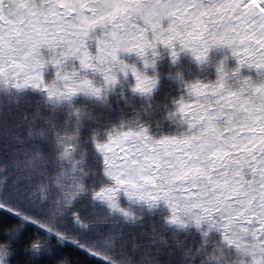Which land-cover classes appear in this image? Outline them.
I'll use <instances>...</instances> for the list:
<instances>
[{
	"label": "snow or ice",
	"instance_id": "6c2138e0",
	"mask_svg": "<svg viewBox=\"0 0 264 264\" xmlns=\"http://www.w3.org/2000/svg\"><path fill=\"white\" fill-rule=\"evenodd\" d=\"M161 43L173 61L190 50L203 62L212 47L227 46L238 60L232 72L264 69V0H0V80L49 98L102 97L129 74L134 92L149 95L158 76L146 69ZM122 51L137 53L144 67ZM217 71L215 80L186 81V94L174 99L170 115L186 125L178 134L157 136L144 124L99 131L94 145L108 186L95 195L121 211V195L149 206L163 200L171 224L215 226L229 243L264 248V81L244 76L234 87L223 60Z\"/></svg>",
	"mask_w": 264,
	"mask_h": 264
},
{
	"label": "rangeland",
	"instance_id": "374dc122",
	"mask_svg": "<svg viewBox=\"0 0 264 264\" xmlns=\"http://www.w3.org/2000/svg\"><path fill=\"white\" fill-rule=\"evenodd\" d=\"M89 47L95 50L94 37ZM158 48L156 64L146 69L158 76L149 95L134 92L131 74L102 97L80 93L71 100L0 80V217L1 211L11 214L63 243L95 252L93 256L109 264H264V248L251 239L229 243L215 226L169 223L170 209L163 200L149 206L121 195V211L95 195L108 186L94 145L101 129L144 124L157 136L178 134L186 125L170 115L175 112L174 99L186 94V81L215 80L222 60L234 87L244 76L264 81V69L255 66L245 64L232 72L238 60L227 46L212 47L203 62L190 50H181L173 61L168 46L161 43ZM41 50L46 57L51 52L47 47ZM120 55L144 67L137 53ZM44 74L52 79L55 66L46 65ZM159 90L166 118L151 115L144 106ZM21 115L31 117L28 125L18 119ZM0 264H7L1 248Z\"/></svg>",
	"mask_w": 264,
	"mask_h": 264
},
{
	"label": "trees",
	"instance_id": "16d2710c",
	"mask_svg": "<svg viewBox=\"0 0 264 264\" xmlns=\"http://www.w3.org/2000/svg\"><path fill=\"white\" fill-rule=\"evenodd\" d=\"M162 98L164 94L159 90L151 103L144 106L150 109L151 115H163L166 118ZM6 113L8 112L5 111ZM18 119L27 124L31 117L21 115ZM1 215L0 248L6 255L7 264H109L80 248L49 236L45 231L11 214L1 211Z\"/></svg>",
	"mask_w": 264,
	"mask_h": 264
},
{
	"label": "clouds",
	"instance_id": "9594fccd",
	"mask_svg": "<svg viewBox=\"0 0 264 264\" xmlns=\"http://www.w3.org/2000/svg\"><path fill=\"white\" fill-rule=\"evenodd\" d=\"M232 71V70H231Z\"/></svg>",
	"mask_w": 264,
	"mask_h": 264
}]
</instances>
